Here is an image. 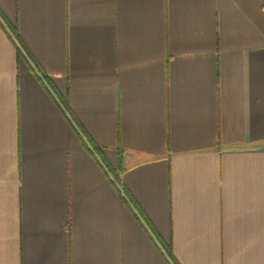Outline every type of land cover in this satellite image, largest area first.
I'll return each instance as SVG.
<instances>
[{
	"label": "crops",
	"instance_id": "1",
	"mask_svg": "<svg viewBox=\"0 0 264 264\" xmlns=\"http://www.w3.org/2000/svg\"><path fill=\"white\" fill-rule=\"evenodd\" d=\"M0 264H264V0H0Z\"/></svg>",
	"mask_w": 264,
	"mask_h": 264
}]
</instances>
